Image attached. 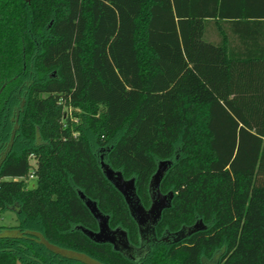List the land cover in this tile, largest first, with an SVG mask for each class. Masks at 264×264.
Masks as SVG:
<instances>
[{
	"label": "trees",
	"instance_id": "1",
	"mask_svg": "<svg viewBox=\"0 0 264 264\" xmlns=\"http://www.w3.org/2000/svg\"><path fill=\"white\" fill-rule=\"evenodd\" d=\"M222 1L0 0V214L16 218L0 224V264H223L235 250L264 190V22L233 36ZM185 103L208 104V169L169 185L156 238L130 258L89 236L85 200L139 245L101 162L147 206L158 163L189 157Z\"/></svg>",
	"mask_w": 264,
	"mask_h": 264
},
{
	"label": "rangeland",
	"instance_id": "2",
	"mask_svg": "<svg viewBox=\"0 0 264 264\" xmlns=\"http://www.w3.org/2000/svg\"><path fill=\"white\" fill-rule=\"evenodd\" d=\"M184 108L189 121L185 134L189 157L180 159L179 163L173 165L164 175L160 183L162 192L169 190L171 183L174 190L179 189L189 177L208 169L207 152L211 138L207 127L208 104L185 103ZM29 160L31 164L34 163L32 157ZM0 224L15 225V215L8 211L1 213ZM223 264H264V190L251 192L238 245Z\"/></svg>",
	"mask_w": 264,
	"mask_h": 264
},
{
	"label": "water",
	"instance_id": "3",
	"mask_svg": "<svg viewBox=\"0 0 264 264\" xmlns=\"http://www.w3.org/2000/svg\"><path fill=\"white\" fill-rule=\"evenodd\" d=\"M170 164V161H162L158 163L156 171L150 177L148 184L149 195L151 194L150 204L147 208H145L136 194L134 179L124 178L120 171L113 170L110 166L101 162V170L104 176L123 196L129 213L136 223L139 236L143 232L155 234V226L160 219L162 210L170 205L173 192L162 194L160 191L161 180L170 167ZM85 203L99 222L98 232H88L89 236L97 241H106L111 243L113 248L118 251L126 249L128 243L126 233L118 228L111 229L107 224V220L97 210L96 206L89 200H85ZM201 228H203L202 223L197 222L185 229L187 232H192ZM183 229L184 228L176 232L178 234L176 235L175 240L187 233L186 231H182Z\"/></svg>",
	"mask_w": 264,
	"mask_h": 264
},
{
	"label": "crops",
	"instance_id": "4",
	"mask_svg": "<svg viewBox=\"0 0 264 264\" xmlns=\"http://www.w3.org/2000/svg\"><path fill=\"white\" fill-rule=\"evenodd\" d=\"M222 11L226 15L222 21L220 20L222 24L227 26L228 23H232L242 28L239 29V31H230L233 36L240 32L241 34L256 35V37L259 35L257 31L251 28L249 29L248 26L255 22H264V0H223ZM244 26L245 33H243ZM219 32L220 29L218 25L215 26L214 24H210L205 33V38L208 41H219Z\"/></svg>",
	"mask_w": 264,
	"mask_h": 264
},
{
	"label": "flooded vegetation",
	"instance_id": "5",
	"mask_svg": "<svg viewBox=\"0 0 264 264\" xmlns=\"http://www.w3.org/2000/svg\"><path fill=\"white\" fill-rule=\"evenodd\" d=\"M161 191V188H160ZM168 192H173L170 189L167 190L166 192H162V194H167ZM151 195V194H150ZM150 204V202H149ZM149 204L147 206H144L145 208H147L149 206ZM182 231H186V229L184 228ZM178 232V231H177ZM178 233H175V236ZM156 238V234L150 233V232H143L142 234H140L139 236V245L135 246L132 245L131 243H127V248L126 249H121L119 250L120 252H122L124 255L130 257V258H136L137 256H139V254L141 252L144 251L145 248L148 247V245L150 244L151 241H153ZM112 245V244H111ZM113 246V245H112Z\"/></svg>",
	"mask_w": 264,
	"mask_h": 264
},
{
	"label": "built area",
	"instance_id": "6",
	"mask_svg": "<svg viewBox=\"0 0 264 264\" xmlns=\"http://www.w3.org/2000/svg\"><path fill=\"white\" fill-rule=\"evenodd\" d=\"M34 178H35L34 168H30V170H29V172L27 173L26 176H23V177H20V178H15V179H22L25 182H27V181L33 180Z\"/></svg>",
	"mask_w": 264,
	"mask_h": 264
}]
</instances>
